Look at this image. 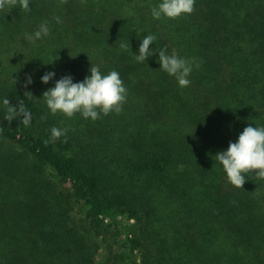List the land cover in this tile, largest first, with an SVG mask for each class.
Listing matches in <instances>:
<instances>
[{
    "label": "trees",
    "instance_id": "1",
    "mask_svg": "<svg viewBox=\"0 0 264 264\" xmlns=\"http://www.w3.org/2000/svg\"><path fill=\"white\" fill-rule=\"evenodd\" d=\"M155 2L0 0L5 50L28 23L17 10L29 11L51 31L46 43L17 35L22 46L48 45L65 66L104 62L134 96L93 121L51 114L26 86L0 93L10 102H0V138L38 166L0 157V264H99L101 246V264H264V179L254 170L235 187L214 157L248 124L264 125L243 71L258 54L252 41L264 42V7L257 24L245 6L254 0H195L190 14L157 20ZM135 18L150 23L138 34ZM146 33L157 37L150 48L197 58L190 85L179 86L155 57L134 59ZM52 126L68 130L52 140Z\"/></svg>",
    "mask_w": 264,
    "mask_h": 264
},
{
    "label": "clouds",
    "instance_id": "2",
    "mask_svg": "<svg viewBox=\"0 0 264 264\" xmlns=\"http://www.w3.org/2000/svg\"><path fill=\"white\" fill-rule=\"evenodd\" d=\"M194 2L195 0H156L150 6V14L157 20L162 17L174 19L182 14H190ZM131 14L129 12V15ZM54 19L57 24L62 23L59 16ZM50 31L49 22L45 20L33 32L25 33L24 39L29 42L42 40L49 36ZM156 39L155 34L146 33L138 45V52H133L134 59L137 62H146L149 57H155L159 62V68L174 77L179 86L190 85L189 77L193 69L199 67L197 58H186L175 50L169 53L167 45L150 48L149 45L156 42ZM129 46V40L120 44L123 49H128ZM55 75L54 71H46L40 80L48 84ZM25 83H32L31 76H27ZM42 98L51 114L60 112L66 117H72L79 113L82 117L95 121L101 115L122 111V105L127 99V88L117 70L102 72L98 65L90 64L89 74L85 75L83 80L74 81L71 74L63 75L55 79L54 85L42 93ZM0 102L4 105L10 104L7 98ZM9 111L14 112L15 108L9 107ZM23 123L25 125L31 123L30 111L25 112ZM67 130V127L52 126L50 137L52 140L59 139ZM214 157L215 162L221 165L228 182L235 187H242L246 174L254 170L255 176L264 179V125L248 124L234 141L228 142L226 149L217 151Z\"/></svg>",
    "mask_w": 264,
    "mask_h": 264
},
{
    "label": "rangeland",
    "instance_id": "3",
    "mask_svg": "<svg viewBox=\"0 0 264 264\" xmlns=\"http://www.w3.org/2000/svg\"><path fill=\"white\" fill-rule=\"evenodd\" d=\"M251 4L252 6H249L248 2L245 3V6L247 8L246 11L247 16L249 18L254 19L256 22L255 24L260 23L261 13L258 12H259V8L264 7V0H254V2ZM93 8H96V2L94 3L93 7L89 8V10ZM256 8H257V12H256ZM6 12L10 13V8L9 11L7 10ZM15 15L16 14L12 16V12L10 13L9 15L10 21L13 20L12 18ZM17 15L21 16V20L28 19V23H22L20 20L21 25L18 24L20 26L18 27L19 31H17L18 32L17 35H20V37H22L24 36L25 33H31L34 30H36L38 24L36 22V17L34 16V14L29 13V11L25 13L17 10ZM130 24L133 31H135L138 34L143 31V28L144 29L147 28L150 23L145 24L139 18H135L133 20H130ZM119 29L122 30V27L120 26ZM6 35H8L7 32ZM17 35L14 36V38L10 42L13 46L12 51L5 50L7 49L6 47L7 41H2L5 38H0V40L2 41V42L0 41V48H1L0 49V93H2V91L5 88L7 87L9 88L13 85L26 86L27 88H30L31 91L34 93L36 103L38 105L39 103L41 104L44 103V100L42 98V93L48 87L53 86L52 84H54L55 79H59L61 76L66 74H71L74 81H81L83 80L85 75L89 74V68L88 69L86 68L85 64L83 63V60L76 59L74 60V62L73 61L71 63L67 62L68 65L65 66L62 63H60L58 60H56V58L51 57L53 55L50 54L48 45H44V46L38 45L42 48H45L48 51L40 48L32 50L30 46L28 48L22 46V42L19 39L20 37H18ZM7 37H9V35ZM44 39L48 40V37ZM44 39L43 41L45 42ZM25 41L28 43H34V42H29L27 40ZM261 41L262 40H255V42L252 41L254 49L258 50V54L254 53V61H253L254 63L252 65L249 66L247 63L244 64L245 69L243 71L245 73V70H247L245 76H246L247 86L250 89L249 91L246 92H250V95L252 97H255V101L259 104L256 107L258 109L260 107L262 112H264V91L262 87V83L264 82V42ZM138 45L139 44L133 47L138 48ZM56 57L60 58L59 52L56 53ZM79 65L81 67L83 66V68L82 69L79 68ZM94 65H98L102 72H107L111 69H114V68H109V66H107L104 62H97ZM115 70L119 72L118 69ZM46 71H54L56 74L53 80H50L48 84H44L40 80L41 75L44 74V72ZM27 76H31L32 78L31 84L25 83ZM248 81L250 82V84H248ZM253 81H257V82L253 83ZM125 86L127 88V85ZM127 89H129V87ZM132 91L133 90L131 91L127 90V94H129L131 100L134 101V96ZM88 119L84 118L83 120H88ZM1 156H5L9 160L14 162L17 168H38L37 165L32 164L33 162L31 161L30 157L25 156L22 152H20V150H18V148L6 143L4 140L0 138V157ZM73 215H75L76 218H80L81 213L78 207L75 208ZM98 249H97L98 252L96 253L97 254L96 260L99 264H101L102 260H104L103 258L104 254L102 253L105 251V249L102 246L100 248L98 247Z\"/></svg>",
    "mask_w": 264,
    "mask_h": 264
}]
</instances>
